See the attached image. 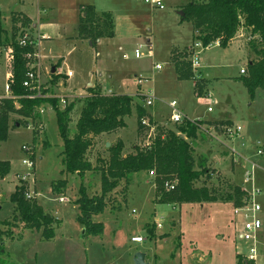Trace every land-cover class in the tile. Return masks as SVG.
I'll list each match as a JSON object with an SVG mask.
<instances>
[{
  "label": "rangeland",
  "instance_id": "1",
  "mask_svg": "<svg viewBox=\"0 0 264 264\" xmlns=\"http://www.w3.org/2000/svg\"><path fill=\"white\" fill-rule=\"evenodd\" d=\"M128 1L143 18L131 21V24L125 21L119 24V32L129 38L121 50L101 46V51H96L84 44L71 51L70 43L55 35V26V31H44L48 39L40 42L43 65L41 82L44 90L48 91L47 96L56 95L59 99L66 96L69 103L84 101L85 97L81 96L88 94L82 92L85 78L91 75L98 77L100 72L111 66L104 64L115 63L117 73L113 74L112 79L106 73L103 78H98L106 89L103 92L127 94L135 98L133 113L125 118L126 128L97 137L88 159L98 167L99 158L107 160L108 148L118 140L125 143V154L133 153L134 147L144 139L138 131L136 105L144 106L145 100L137 94H153L156 98L154 106L147 111L157 110L161 121L154 119L157 134L164 128H176V124L171 123L173 112L170 103L173 101L178 103V109L185 118L202 121L204 128L240 126L242 131L235 139L222 133L209 135L204 132L194 142L195 157L208 158L211 175L210 179L197 183V186L204 185L215 190L220 198L231 193L236 199L234 188L252 187L253 182L246 186L244 179L247 172H252L254 163L258 168L254 170L253 181L262 191L258 196L259 202L264 205V159L258 155L260 146L264 147V90H258L256 97L251 98L239 80L241 71L246 70L249 64L248 59H255L250 46V33L241 30L227 48L216 44L208 48H195L201 60L200 67L193 70L191 64L194 78L179 81L175 66L169 62V53L179 43L192 44L180 49L179 53L173 52L177 59L187 62L194 54L195 44L189 33L190 23L184 21L181 25V16L176 12V7L186 0H163L167 3L164 10L154 9L144 0ZM64 4L65 1L63 5L60 2L61 6ZM37 5V0H0V11L10 35L14 19L25 17L20 12L34 18L38 12ZM16 25L20 36L22 21L16 20ZM23 32V35L36 38L43 35H34L32 26ZM10 51L8 46L0 47V96L4 95L11 76ZM137 51L141 58L136 57ZM150 51H153V56L149 55ZM125 54L127 58H124ZM62 58L70 64L75 77L68 87L61 81V85L54 87L52 63ZM155 63L160 64L163 70H154ZM141 76L148 80L139 85ZM195 92L200 97L210 93L216 100L212 112L208 111V105L200 101ZM60 107L64 108L61 102ZM41 108L39 119L25 123L22 117L13 114L9 138L0 143V160L11 164L10 174L0 182V223L13 221L14 205L10 197L16 186L22 184L21 178L27 175L28 180L24 182L30 194L45 213L59 220L55 223L54 237L50 240L44 238L43 229L31 230L21 224L17 227L0 224L1 231L10 228L15 233L14 239H6L4 259L7 264H134L133 257L137 252L146 253L150 264H237L238 255L247 254V244L239 238L240 230L235 227L234 201L159 204L162 194L155 177L148 173L132 176L128 191H124L126 183L123 182L112 193L105 212L94 217L95 222L104 224V234L84 238L82 226H78L79 209L76 205L82 181L77 175L63 173L64 144L56 112L49 104ZM79 109L80 105H77L71 124L72 133L80 115ZM19 121L23 123L19 124ZM24 146L29 150H23ZM231 149H235L242 159L232 157ZM31 158H34V168L23 164L24 160L30 161ZM65 180L67 187L61 188L59 182ZM84 184L89 196H99L101 172H89ZM158 192L160 197L156 196ZM61 197L68 202L60 203ZM151 229L153 232L149 233ZM135 236H142L145 241L132 243ZM260 252L264 254V245ZM261 260L264 264V256Z\"/></svg>",
  "mask_w": 264,
  "mask_h": 264
},
{
  "label": "trees",
  "instance_id": "2",
  "mask_svg": "<svg viewBox=\"0 0 264 264\" xmlns=\"http://www.w3.org/2000/svg\"><path fill=\"white\" fill-rule=\"evenodd\" d=\"M184 12L182 21H187L193 26L194 43L199 42L204 48L219 43L221 48H227L243 29L251 36L250 46L255 54L245 74L240 77V82L248 90L251 98L256 97L258 90H264V0H186L181 6ZM16 20L22 21L23 30L19 36ZM31 21L27 18L14 19V26L9 34L5 27L3 13L0 11V47L8 46L12 50L11 79L9 86L12 98H4L0 104V143L6 142L11 130V117L13 114L24 119L36 120L41 117V107L49 104L56 112L60 136L63 140V173L77 175L82 183L79 190L80 196L76 201L79 209L78 223L85 228L84 238L102 236L105 226L102 222H95L94 217L105 212L108 198L123 182L126 183L124 191H128L131 177L142 173H155L160 197L159 204H184V203H213L235 202L239 206L245 192L241 188H234L236 194L227 193L219 197L218 192L207 186H197L211 178L208 168V158L195 157L194 142L204 133L202 121H185L176 125L175 129L164 128L149 146H144L145 129L142 120L148 118L154 124L152 115L142 105H136L138 131L143 142L134 147V152L125 154V143L118 140L108 148L109 158H99V166L95 167L88 159V153L95 147V139L103 135H111L120 129L126 128V117L133 113L135 98L127 94H106L102 88H89V95L83 100L68 102L65 108L60 107L58 96H47L48 91L42 86V96L32 97L34 92L24 86L27 79V55L34 53L31 46L22 47L19 38L23 36ZM112 18L108 14L98 17L94 9L87 10L86 17L80 24V36L95 42L98 38L112 37ZM19 36V37H18ZM176 52V51H175ZM174 56V54H173ZM172 56V57H173ZM174 56L172 63L175 66L178 79L192 80L194 73L191 60L180 61ZM52 84H57L61 79L59 74H52ZM144 100V95L137 94ZM80 105V115L76 121L75 132L72 133L71 124ZM22 124V121L18 122ZM34 159V158H33ZM101 172V194L89 196L84 180L89 172ZM11 172L9 161L0 160V182ZM205 177V180L203 179ZM177 180L175 190L166 193L165 183ZM16 186L10 201L14 205L13 221H2L0 224L17 227L19 224L31 230L43 229L46 240L54 237V226L58 223L54 217L45 213L42 206L35 199L26 197L28 191L25 182ZM61 188L67 187V181H60ZM153 230H149L152 233ZM153 235V234H152ZM6 236V237H5ZM12 229L0 230V264H7L4 259L6 239H14ZM152 239V238H151ZM237 264H254L246 262L238 255Z\"/></svg>",
  "mask_w": 264,
  "mask_h": 264
},
{
  "label": "built area",
  "instance_id": "3",
  "mask_svg": "<svg viewBox=\"0 0 264 264\" xmlns=\"http://www.w3.org/2000/svg\"><path fill=\"white\" fill-rule=\"evenodd\" d=\"M146 4H149L154 9L164 10L165 9V3L163 0H144ZM48 37L46 35H41L40 37L36 38L35 36H30L29 34H25L19 38V44L22 47L31 46L34 48L35 52L30 53L27 55L28 59V68L29 71L27 73V79L24 82V86L34 92L32 97H41L42 96V82H41V65H40V56L37 51L38 47L40 46V42L47 40ZM217 46H219V43H216ZM210 45L209 47H211ZM195 48H204L203 45L199 42H196L194 44V54H192L191 58V64L194 69H197L200 67V59L198 58L199 53H197ZM208 48V47H207ZM12 54V51H10ZM10 54V60L12 61V55ZM150 55L152 56V51H150ZM137 58H141V55L137 51ZM124 58H127L125 55ZM154 70L161 71L163 70V67L160 64H155L153 66ZM241 74H245V70L241 71ZM67 75L70 77L72 76L71 72H68ZM12 76V74H11ZM10 76V79H11ZM9 79V80H10ZM148 79L144 77L139 78V85H142L144 81L147 82ZM4 95L0 96V102L4 98H12V92L9 86V81L6 84ZM144 95L145 100V109H149L150 107L154 106L155 103V96L153 94H147L145 95L144 92H142ZM197 97L200 99V101L204 102L208 105V111L212 112L213 108L212 106L216 104V100H214L210 93H206L202 97H200L199 94H197ZM60 102L65 108L68 105L67 97H60ZM170 108L172 109L173 115L171 116V123L180 125L184 123L185 121H191L183 116V114L178 109V103L176 101H173L170 103ZM200 121V120H195ZM194 122V121H191ZM142 126L147 129L145 132V139L143 142L144 146H149L151 144V141L154 140L157 136L156 133V123L154 121V124L150 123V120L148 118H144L142 120ZM208 128H204V132L211 135L212 133L219 134L222 133L223 135L235 139L238 137L242 131V128L240 126L232 127L231 125H217L215 127L207 126ZM23 150L28 151L29 148L24 146ZM232 157L237 158L240 157V154L235 149H231ZM258 155L263 156L264 159V149L262 145L260 146L258 150ZM242 159V158H241ZM24 165H27L29 168H34L35 163L34 159L31 158L30 161L24 160ZM258 166L256 164H252V172H247L244 179V185L248 186L251 182H253L252 187H244L242 186V190L245 192V196L242 198L241 203L239 206L234 207V216H235V227L238 228L239 231V238L243 240L247 244V254H240L246 262H252L254 264H262L261 257L264 256L260 252V249L263 248L264 245V205L259 202V194L262 193L261 190L255 186L254 179V170H256ZM150 176L155 177L154 172L149 173ZM21 182L28 180V175L21 178ZM177 186V180L168 181L165 183V188L167 191H173L175 190ZM26 197L28 199H36L30 192L27 193ZM60 203H66L68 200H66L64 197L59 198ZM159 227H162L161 224H158ZM145 241V238L142 236H135L132 238L133 243H143Z\"/></svg>",
  "mask_w": 264,
  "mask_h": 264
},
{
  "label": "crops",
  "instance_id": "4",
  "mask_svg": "<svg viewBox=\"0 0 264 264\" xmlns=\"http://www.w3.org/2000/svg\"><path fill=\"white\" fill-rule=\"evenodd\" d=\"M64 1H65L64 6H66L68 10H66L64 6L60 5V2L63 5ZM60 2L59 0H37L38 12H37L36 17L34 18L27 13H24V12H20V13H23V15H25V17L31 21V26L34 30V35L35 34L46 35V32L44 31H55L53 28V26H55V29H56L55 35L61 36L64 41L69 42L70 46L72 47L71 51L73 49L76 50V48L79 45H84V44L88 45L89 48L94 49L96 51L100 50L99 48L101 46H105V47L107 46L108 49H113L115 47H118V50H121L122 46H125L127 44L126 42L128 41L129 38H126L124 34L119 32L118 30L119 24L123 21L129 22L127 24H131L130 23L131 21H135V20H139L140 18H143L142 14L138 13L137 8L135 6H132L131 2H129L128 0H62ZM165 4L167 5V3ZM182 5L183 4H179L178 8L176 7V12L180 16H181V12H183L181 8ZM89 8L94 9V12L96 13L98 17H101L104 14L110 15V17L112 18V23H113V29H111V31L113 32L112 37L98 38L95 42H93L90 39H83L80 36V32H79L80 24H81L82 18L86 17L87 10ZM182 17L183 16H181V18ZM153 20H154V17H152V21ZM182 22L184 21H182L181 19V22H180L181 25H182ZM190 26L191 28L189 30V33L192 38L191 41L194 42L193 27L191 23H190ZM189 45L191 46L192 44H189ZM189 45H181L179 43V45L173 46L169 53V62L172 63L173 52L176 51L177 53H179L180 49H184L185 47ZM38 53L40 56L39 62L41 65L40 71H41V76H42L43 65L41 62V57H42L41 45L38 47ZM153 55L154 53L152 51V56ZM249 57H250V54H249ZM248 60L250 62L252 59L249 58ZM52 64H53L52 65L53 67H52L51 73L52 74L56 73L61 76V79L58 81L57 84H55L54 87L56 86L58 87L62 83H64V85L68 87L71 80L75 77V72L70 67V64L67 62L65 58H62L58 60V62L52 63ZM155 64H158V63H155ZM104 65L105 66L111 65V66L105 68L106 70H103L104 72L103 71L100 72L98 77L91 75V77L85 78V89H83L82 87V92L84 93L86 91L88 94L86 95V93H84V95L81 97H87L89 95L88 89L91 87L94 88V87L100 86L102 90H106L103 88L98 78L100 79L103 78L106 73L107 76L110 79H112L113 76L117 73L115 72L117 70V67H115L116 66L115 63H107ZM54 68L56 69L55 73H53ZM126 70L127 69H125V71ZM68 72H71L72 76L69 77L67 75ZM177 78H178V75H177ZM60 81L62 83H59ZM156 112L157 110L155 109L153 112H149V113L152 115L153 119L161 122L159 120V115L156 114ZM56 220H59V219L56 218ZM78 226L81 227L79 223H78Z\"/></svg>",
  "mask_w": 264,
  "mask_h": 264
},
{
  "label": "water",
  "instance_id": "5",
  "mask_svg": "<svg viewBox=\"0 0 264 264\" xmlns=\"http://www.w3.org/2000/svg\"><path fill=\"white\" fill-rule=\"evenodd\" d=\"M184 12H181V16L184 17ZM55 68L53 69V73H55ZM107 146L109 147L110 144L108 143ZM83 231H82V236L85 235L86 231H85V228L82 227L81 228ZM133 263L134 264H150V262L147 260V254L144 253V252H137L134 257H133Z\"/></svg>",
  "mask_w": 264,
  "mask_h": 264
}]
</instances>
